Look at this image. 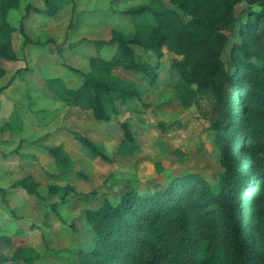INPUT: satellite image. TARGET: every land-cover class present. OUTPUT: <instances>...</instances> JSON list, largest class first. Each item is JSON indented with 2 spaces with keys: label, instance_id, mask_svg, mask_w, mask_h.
Here are the masks:
<instances>
[{
  "label": "rangeland",
  "instance_id": "rangeland-1",
  "mask_svg": "<svg viewBox=\"0 0 264 264\" xmlns=\"http://www.w3.org/2000/svg\"><path fill=\"white\" fill-rule=\"evenodd\" d=\"M51 1L53 14L44 11L47 0H21L7 17L18 57L2 60L6 74L0 79V264H29L12 259L22 248L28 249L31 264H81L94 243L87 209L106 199L116 204L128 187L152 192L189 173L218 186L225 172L226 151L213 126L223 108L231 117L233 105L214 96L184 105L176 94L178 74L172 66L183 56L168 46L162 58L152 56L160 65L155 81L114 66L113 73L135 82L143 95L118 102L120 113L108 122L66 103L48 83L60 78L68 88L81 86L93 56L111 59L115 54L116 44L101 41L109 40L113 29L135 30L123 11L150 0ZM261 10L264 6L244 2L236 7L245 21L249 12ZM228 34L223 57L229 60L240 40L239 27ZM137 51L141 60L147 59L142 49ZM124 122L133 143L125 140ZM79 136L106 157L89 152ZM59 145L69 154L70 169L49 150ZM22 180L32 181L41 196L16 185ZM53 187L59 191L53 193Z\"/></svg>",
  "mask_w": 264,
  "mask_h": 264
},
{
  "label": "trees",
  "instance_id": "trees-1",
  "mask_svg": "<svg viewBox=\"0 0 264 264\" xmlns=\"http://www.w3.org/2000/svg\"><path fill=\"white\" fill-rule=\"evenodd\" d=\"M20 1L0 0V79L6 74L2 60L18 57L7 17ZM243 2L264 6V0H150L130 7L123 13L133 19L135 30L113 29L112 37L101 41L116 44L115 54L111 59L93 56L81 86L68 88L60 78L49 79L66 103L108 122L120 113L118 102L143 95L135 82L114 74V66L155 81L160 65L152 56L162 58L168 46L183 56L172 66L178 74L176 94L184 105L204 96L233 105L231 117L223 108L213 126L219 147L226 151L219 185L189 173L152 192L128 187L116 204L106 199L87 209L95 244L83 253L81 264H264V10L249 12L245 21L236 13ZM47 3L45 13L53 14L55 4ZM237 27L240 40L228 60L223 57L228 32ZM122 127L125 140L133 143L130 125L124 122ZM79 138L93 155L106 157L88 138ZM49 150L70 169L73 163L63 145ZM16 185L41 196L30 180ZM27 250L19 249L12 259L31 264Z\"/></svg>",
  "mask_w": 264,
  "mask_h": 264
},
{
  "label": "clouds",
  "instance_id": "clouds-1",
  "mask_svg": "<svg viewBox=\"0 0 264 264\" xmlns=\"http://www.w3.org/2000/svg\"><path fill=\"white\" fill-rule=\"evenodd\" d=\"M20 7L22 8V7H23V5L21 4V5H20Z\"/></svg>",
  "mask_w": 264,
  "mask_h": 264
}]
</instances>
